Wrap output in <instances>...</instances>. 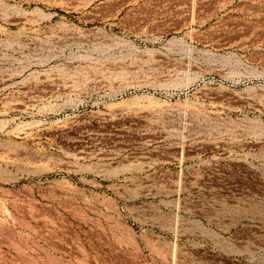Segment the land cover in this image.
<instances>
[{"label": "rangeland", "instance_id": "1", "mask_svg": "<svg viewBox=\"0 0 264 264\" xmlns=\"http://www.w3.org/2000/svg\"><path fill=\"white\" fill-rule=\"evenodd\" d=\"M0 264H264V0H0Z\"/></svg>", "mask_w": 264, "mask_h": 264}]
</instances>
